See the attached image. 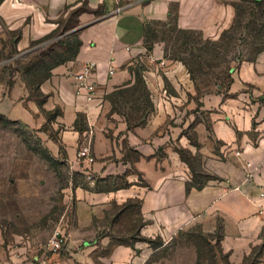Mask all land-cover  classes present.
<instances>
[{
    "label": "crops",
    "instance_id": "crops-1",
    "mask_svg": "<svg viewBox=\"0 0 264 264\" xmlns=\"http://www.w3.org/2000/svg\"><path fill=\"white\" fill-rule=\"evenodd\" d=\"M82 1H0L1 56L6 53L0 59V115L29 129H58L71 171L65 188L70 197L58 227L66 244L50 258L60 264H145L154 250L152 240L165 243L179 231L199 226L207 235L220 229L219 247L232 264H240L256 246H261L257 264H264V213L258 212L264 207L258 196L264 186V48L238 66L228 95L202 98L200 108L208 116L192 124L191 144L184 123L177 124L190 105L183 95L193 91L182 64L168 63L163 70L175 95L163 94L162 77L145 71L156 107L138 129L110 111L107 96L131 79L128 66L144 49L148 21L167 19L171 7L186 26L212 20L210 14L201 19L202 0H84L89 10L77 16L79 54L50 69L38 87L43 98L32 94L18 72L8 83L4 63L30 51L33 41L57 28L63 9ZM86 61L97 64L90 102L75 95L74 85V75ZM177 103L185 106L172 107ZM55 109L59 113L48 120L45 112ZM87 144L92 163L76 156ZM185 145L207 175L200 187L188 186L193 173L178 150ZM87 170L94 183L86 180ZM73 173L82 180L74 181ZM122 178L123 186H104ZM40 248L31 249L28 257L11 256V261L0 256V264H37Z\"/></svg>",
    "mask_w": 264,
    "mask_h": 264
},
{
    "label": "rangeland",
    "instance_id": "rangeland-1",
    "mask_svg": "<svg viewBox=\"0 0 264 264\" xmlns=\"http://www.w3.org/2000/svg\"><path fill=\"white\" fill-rule=\"evenodd\" d=\"M201 3L204 6L201 19L210 14L212 20L186 26L179 22L178 10L171 7L167 19L148 21L144 49L128 66L131 79L107 96L110 111L122 117L128 127H142L155 112L145 71L152 69L162 77L163 94L175 95L163 70L168 63H179L189 74L193 91L183 95L190 105L182 111L177 124L184 123L183 133L195 144L191 126L197 120H207L208 116L200 108L202 98L208 93L228 95L238 66L254 59L264 48V0H202ZM83 9L89 10L84 0L78 7L63 9L53 32L33 41L30 51L5 62L3 69L8 83L15 72L23 81L37 82L53 65L76 59L82 45L77 16ZM1 53L0 59L6 56ZM32 94L41 98L37 91ZM176 106L185 105H172ZM58 113L55 109L45 115L50 120ZM58 140V129L47 125L39 130L29 129L0 115V256L7 257V261H11V256L28 257L31 249L46 247L63 219L70 197L65 188L71 171ZM178 150L190 165L191 182L205 181L207 175L199 168L196 153L186 145ZM73 179L82 180L78 173H73ZM125 183L124 178L110 179L104 186ZM219 234L216 231L207 235L199 226H193L179 231L165 243L154 239L150 242L153 253L145 264H232L219 247ZM260 251L261 246H256L240 264H257Z\"/></svg>",
    "mask_w": 264,
    "mask_h": 264
},
{
    "label": "built area",
    "instance_id": "built-area-1",
    "mask_svg": "<svg viewBox=\"0 0 264 264\" xmlns=\"http://www.w3.org/2000/svg\"><path fill=\"white\" fill-rule=\"evenodd\" d=\"M96 67L97 64L94 61H86L83 64L82 69L74 75L75 95L77 97H83L87 102L92 101L95 97L96 85L95 81L93 80V76L95 74ZM108 72L109 74L114 72L111 63L109 64ZM76 156L78 160L86 161L88 163L93 162V157L88 144L81 146L78 149ZM85 174L89 182L92 183V172L87 170L85 171ZM258 196L264 203V186L260 187ZM258 212L264 213V207L262 205ZM65 244V233L62 231V229L57 228L49 238L46 247L40 248V251H42V258L37 261V264H60L57 260L50 258V256L53 253H58L64 248Z\"/></svg>",
    "mask_w": 264,
    "mask_h": 264
},
{
    "label": "trees",
    "instance_id": "trees-1",
    "mask_svg": "<svg viewBox=\"0 0 264 264\" xmlns=\"http://www.w3.org/2000/svg\"><path fill=\"white\" fill-rule=\"evenodd\" d=\"M1 1V0H0ZM67 61V60H66ZM58 64H60V63H58ZM58 64H55V65H58ZM55 65H53L52 67H54ZM52 67H51V69H52ZM50 76V70H49V72L45 75V76H43V77H41L40 79H39V81H37V82H35V81H33V82H28V80H24V82H25V84L27 85V87L29 88V90L32 92V91H34V92H38V95L41 97L40 99H42L43 98V96H42V94L38 91V87H39V84L44 80V79H46L47 77H49ZM203 182L204 181H195V183H193V182H190V184L188 185L189 187L190 186H195V187H200V186H202V184H203ZM220 232V229H217V232ZM216 233V232H215ZM221 238V232H220V234H219V239Z\"/></svg>",
    "mask_w": 264,
    "mask_h": 264
}]
</instances>
